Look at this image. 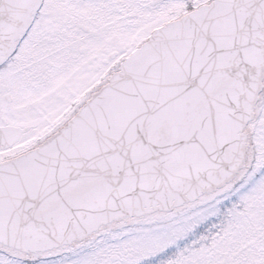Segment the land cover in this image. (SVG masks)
Masks as SVG:
<instances>
[{
	"label": "snow or ice",
	"instance_id": "obj_1",
	"mask_svg": "<svg viewBox=\"0 0 264 264\" xmlns=\"http://www.w3.org/2000/svg\"><path fill=\"white\" fill-rule=\"evenodd\" d=\"M0 264H264V0H0Z\"/></svg>",
	"mask_w": 264,
	"mask_h": 264
}]
</instances>
